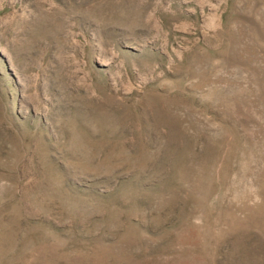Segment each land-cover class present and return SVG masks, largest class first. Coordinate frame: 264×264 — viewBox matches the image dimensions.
Masks as SVG:
<instances>
[{
    "label": "rangeland",
    "instance_id": "rangeland-1",
    "mask_svg": "<svg viewBox=\"0 0 264 264\" xmlns=\"http://www.w3.org/2000/svg\"><path fill=\"white\" fill-rule=\"evenodd\" d=\"M0 264H264V0H0Z\"/></svg>",
    "mask_w": 264,
    "mask_h": 264
}]
</instances>
